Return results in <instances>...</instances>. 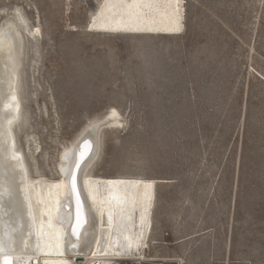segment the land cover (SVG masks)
I'll return each instance as SVG.
<instances>
[{"label": "rangeland", "instance_id": "rangeland-1", "mask_svg": "<svg viewBox=\"0 0 264 264\" xmlns=\"http://www.w3.org/2000/svg\"><path fill=\"white\" fill-rule=\"evenodd\" d=\"M98 2L0 0V18L20 9L39 32L15 131L22 150L33 136L31 174L55 177L61 149L115 108L91 171L155 182L146 257L264 264V0H183L172 37L88 32Z\"/></svg>", "mask_w": 264, "mask_h": 264}, {"label": "bare ground", "instance_id": "bare-ground-1", "mask_svg": "<svg viewBox=\"0 0 264 264\" xmlns=\"http://www.w3.org/2000/svg\"><path fill=\"white\" fill-rule=\"evenodd\" d=\"M182 1L99 0L87 31L177 36L184 27ZM13 11L11 18H0V258L13 264H154L146 250L155 182L91 171L100 130L122 125L115 108L102 121H89L61 149L55 177L31 174L25 153H33V136L25 138L22 150L16 132L23 120L24 38L34 39L39 32L29 29L20 9Z\"/></svg>", "mask_w": 264, "mask_h": 264}, {"label": "snow or ice", "instance_id": "snow-or-ice-1", "mask_svg": "<svg viewBox=\"0 0 264 264\" xmlns=\"http://www.w3.org/2000/svg\"><path fill=\"white\" fill-rule=\"evenodd\" d=\"M82 158H83V154H82ZM77 167H79V165H77ZM73 181L75 187V177H73ZM78 222H79V216H78ZM0 264H12V261L10 258H0Z\"/></svg>", "mask_w": 264, "mask_h": 264}, {"label": "water", "instance_id": "water-1", "mask_svg": "<svg viewBox=\"0 0 264 264\" xmlns=\"http://www.w3.org/2000/svg\"><path fill=\"white\" fill-rule=\"evenodd\" d=\"M2 258H6V256L5 257H2ZM8 258V257H7ZM11 259V258H10ZM11 261H12V264H13V260L11 259ZM32 264H36V262H32Z\"/></svg>", "mask_w": 264, "mask_h": 264}]
</instances>
